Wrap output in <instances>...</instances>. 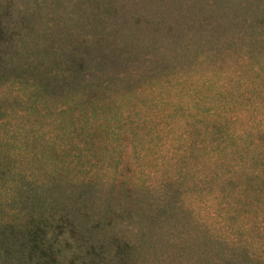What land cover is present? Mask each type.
Wrapping results in <instances>:
<instances>
[{
    "label": "trees",
    "instance_id": "trees-1",
    "mask_svg": "<svg viewBox=\"0 0 264 264\" xmlns=\"http://www.w3.org/2000/svg\"><path fill=\"white\" fill-rule=\"evenodd\" d=\"M98 2L32 0L14 18V0H0V126L17 130L0 139L8 146L0 150V264H200L196 235L170 233L163 222L178 208L189 224L179 193L197 189L182 181L196 171L243 179L208 191L221 193L225 212L245 194L264 202V73L245 54L231 64L204 50L192 69L150 66L134 82L135 69L156 56L136 52L139 24L116 23L117 7ZM41 9L50 16L39 29L31 17ZM24 143L19 159L13 149ZM84 154L98 161L71 172ZM102 188L110 190L103 203ZM139 196L148 205L125 210ZM256 223L264 228V219ZM200 226L205 245L215 234ZM248 255L203 260L250 264Z\"/></svg>",
    "mask_w": 264,
    "mask_h": 264
},
{
    "label": "rangeland",
    "instance_id": "rangeland-1",
    "mask_svg": "<svg viewBox=\"0 0 264 264\" xmlns=\"http://www.w3.org/2000/svg\"><path fill=\"white\" fill-rule=\"evenodd\" d=\"M31 1L14 0L13 17H17V8L30 7ZM72 1L61 0V4L70 6L73 4ZM108 2L117 7L114 20L116 23H125L128 27H132V22L140 25L139 36L142 41H139L136 52L145 54L149 51L156 56V61L151 65H141L135 69L136 73L140 74L135 76L134 82L139 81L142 78L140 75L150 66H152L150 73L159 71L162 67L192 69L198 65L200 59L204 58V54H201L204 50H208L210 54L207 59L215 62L227 59L231 64L238 60V55L245 54L248 57V63H259L261 67L259 73H264V0H99L98 4L106 5ZM49 16L48 9H41L35 12L31 20L34 21L35 27L40 29L44 27L43 21ZM27 17L29 14L24 22L32 24ZM151 22H156V24L153 26ZM1 99L6 106V85L1 88ZM20 124L22 129L27 126L23 120H20ZM10 127L17 131L11 121L7 125L4 123L0 126V139L6 137V130ZM7 147L6 142H0L2 152L6 153ZM19 148H22V151ZM25 148L28 146L24 143L18 149H13V154L22 159ZM37 154L38 149L34 157L35 161L31 160L32 167L38 165ZM83 158V164L75 165L71 168V172L91 167L98 161L93 160L87 154L81 156L80 160ZM19 163L22 167L23 161ZM100 168L111 169L104 162L100 163ZM143 170L148 169L143 168ZM200 176L201 173L196 171V179H182L184 183L198 184L195 190L187 189L179 193L182 206L190 217L187 220L189 224L181 221L182 212L176 208L177 214L163 222V227L167 228L170 233L172 230H177L181 235L188 237L196 235L197 239L194 240L193 245H197V250L204 249V254L198 258L200 264L206 263L203 260L206 255L212 258L233 255L243 259L244 253L253 255L250 264H264V228L260 229V225L256 223V220L264 219V213L259 211L264 209L262 199L255 204L251 199V194H245L244 199L235 202V209L232 206L225 212L219 207L223 200L221 193L217 192L211 197L208 191H218L221 189L220 186L232 187L234 182L239 183L243 179L229 181L227 179H199ZM59 188L63 195L71 191V187L66 185ZM102 189L99 192L101 203L104 198H107L106 190H109ZM198 189H200L199 192H197ZM111 192H115L114 189H111ZM147 205V197L139 196L135 201H127L125 210ZM251 205L255 206V210L250 213ZM200 223L205 224L215 234L212 237L213 240L210 242L208 240L205 245L202 242L205 241L206 235H203ZM159 247L161 244L156 243L154 246L156 250L149 255L152 261H157L156 252ZM245 247L248 251L244 250ZM184 261V264L189 263L187 257Z\"/></svg>",
    "mask_w": 264,
    "mask_h": 264
}]
</instances>
